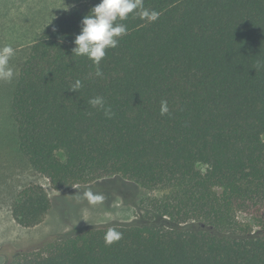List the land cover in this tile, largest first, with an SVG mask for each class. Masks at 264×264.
<instances>
[{"label": "trees", "instance_id": "obj_1", "mask_svg": "<svg viewBox=\"0 0 264 264\" xmlns=\"http://www.w3.org/2000/svg\"><path fill=\"white\" fill-rule=\"evenodd\" d=\"M99 3L64 11L31 45L9 107L18 152L56 192L119 177L164 194L130 226L49 235L5 264H264V0H143L159 18L129 14L96 77L73 41ZM51 207L31 184L11 216L30 228ZM109 228L123 234L110 246Z\"/></svg>", "mask_w": 264, "mask_h": 264}, {"label": "rangeland", "instance_id": "obj_2", "mask_svg": "<svg viewBox=\"0 0 264 264\" xmlns=\"http://www.w3.org/2000/svg\"><path fill=\"white\" fill-rule=\"evenodd\" d=\"M89 1L0 0V47L11 45L15 51L10 60V67L15 73L13 80H0V264L6 263L12 251L28 248L49 235L82 228L130 226L141 218L142 202L164 194L159 190H146L119 177L104 178L90 185L56 192L45 177L30 169L18 152L16 129L9 107L21 66L31 45L53 19ZM31 184L44 188L52 207L40 224L23 228L12 219L11 205L17 193ZM89 189L102 195L103 202L90 204L84 198V192ZM236 219L239 223L252 226L248 213H236Z\"/></svg>", "mask_w": 264, "mask_h": 264}, {"label": "clouds", "instance_id": "obj_3", "mask_svg": "<svg viewBox=\"0 0 264 264\" xmlns=\"http://www.w3.org/2000/svg\"><path fill=\"white\" fill-rule=\"evenodd\" d=\"M129 14L149 22L156 21L160 15L155 10L145 8L143 0H100V3L93 6L82 18L80 33L73 41L75 44L73 53L92 61L96 67V77H103L100 63L106 55V49L116 48L119 38L127 35V25L121 22L127 20ZM14 55L15 51L11 45L0 47V80L7 82L13 80L15 73L10 67V60ZM81 87L82 82L76 80L70 90L78 91ZM88 103L92 107L103 109L104 115L108 118L113 115L101 96L91 98ZM167 112V101H161V115ZM84 198L93 205L103 202L104 199L102 195L94 194L90 189L84 192ZM122 235L115 228H109L104 236L105 244L110 246L118 242Z\"/></svg>", "mask_w": 264, "mask_h": 264}]
</instances>
